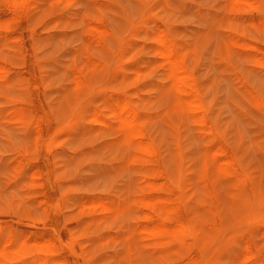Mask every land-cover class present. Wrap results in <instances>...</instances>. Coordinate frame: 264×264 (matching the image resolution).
Segmentation results:
<instances>
[{
  "label": "rangeland",
  "instance_id": "374dc122",
  "mask_svg": "<svg viewBox=\"0 0 264 264\" xmlns=\"http://www.w3.org/2000/svg\"><path fill=\"white\" fill-rule=\"evenodd\" d=\"M26 1H18L20 14L0 1V246L9 237L17 246L25 236L51 238L62 245L58 264H264V19L261 28L256 21L264 0ZM91 18L104 28L101 43L86 32ZM158 28L186 52L203 124L167 114ZM117 96L146 115L157 180L169 181L164 194L178 202V229L186 223L196 234L186 244L158 246L146 232L143 165L98 119ZM220 147L231 173L212 165L205 172L213 154L204 149ZM106 203L113 209L102 211Z\"/></svg>",
  "mask_w": 264,
  "mask_h": 264
},
{
  "label": "bare ground",
  "instance_id": "6f19581e",
  "mask_svg": "<svg viewBox=\"0 0 264 264\" xmlns=\"http://www.w3.org/2000/svg\"><path fill=\"white\" fill-rule=\"evenodd\" d=\"M2 1V0H0ZM8 2V7L10 10H12L14 13H21V8H18V1L19 0H6ZM22 1V0H20ZM26 1V0H25ZM41 1V0H40ZM240 1H245L249 5V0H229L230 4L233 6L234 3H241ZM251 1V0H250ZM255 1V0H253ZM252 1V2H253ZM27 2V1H26ZM63 2V1H62ZM65 2V1H64ZM194 2V1H193ZM256 4L258 5L259 0L255 1ZM25 4V3H24ZM63 4V3H62ZM245 4V3H244ZM193 5V4H192ZM206 4H204L205 6ZM210 5V4H209ZM6 6V7H7ZM21 6V5H20ZM23 6V5H22ZM25 6V5H24ZM27 6V5H26ZM207 6V5H206ZM247 6V5H245ZM250 6V5H249ZM241 7V6H240ZM24 8V7H23ZM27 8V7H26ZM78 8V7H77ZM72 9V8H70ZM69 9V10H70ZM257 10L258 8H254ZM5 10V9H4ZM25 10V9H24ZM17 11V12H16ZM25 13V12H24ZM27 13V12H26ZM234 14V13H233ZM248 14V13H247ZM18 15V14H17ZM16 15V17H18ZM22 15V14H21ZM104 15V14H103ZM149 15V14H148ZM41 16V15H40ZM153 16V15H152ZM15 17V18H16ZM256 17V16H255ZM154 18V17H153ZM6 19V18H5ZM21 19V18H20ZM138 19V18H137ZM263 17L260 16L256 21L257 24L261 27ZM156 20V19H155ZM100 20L91 18L88 19V22L85 26L86 32H88L90 35L93 34L94 38L96 37L98 42L101 43L102 40V34H104V28H102ZM102 21V20H101ZM212 21V20H211ZM210 21V23H211ZM255 21V22H256ZM158 24V22H156ZM38 24V23H36ZM104 24V23H103ZM133 24V23H132ZM156 24V25H157ZM255 24V23H254ZM155 25V26H156ZM165 25V24H164ZM163 25V26H164ZM26 26V25H24ZM23 26V28H24ZM28 26V25H27ZM201 27V26H200ZM257 27V25H256ZM161 28H158V30ZM165 29V28H162ZM159 30V33L155 35L156 41L158 43L157 47V53L159 54L160 60L159 64L160 66L164 69L166 78L169 81V84L167 85V93L169 94V112L167 111L168 115L172 116V112L174 114V117L180 118L182 120L184 119H191V120H196L197 123H204V103L203 99L201 97V91L199 87L197 86L196 82L194 81V77L192 75V70L189 67L188 61L186 59V52L181 50V47L179 43L169 35V33L165 30ZM7 30V24L5 20L0 18V31L5 32L6 34ZM16 30V29H15ZM106 30V29H105ZM157 30V29H156ZM157 30V31H158ZM231 31V30H229ZM129 32V31H128ZM194 32V31H193ZM126 33V32H125ZM133 33V32H132ZM135 33V32H134ZM205 34V33H204ZM234 34V33H233ZM86 35V34H85ZM142 35V34H141ZM25 36V35H24ZM8 37V36H7ZM11 37V36H10ZM235 37V36H234ZM34 39V38H33ZM230 39V38H229ZM125 40V39H124ZM139 40V39H138ZM149 40V39H148ZM247 40V39H246ZM126 41V40H125ZM146 41V39H145ZM154 41V40H153ZM229 41V40H228ZM149 42V41H148ZM90 39H88V42L85 45V50L86 52L92 51L90 49ZM99 43V45H100ZM253 43V41H252ZM255 43V42H254ZM206 44V43H205ZM220 44V43H219ZM230 45V44H229ZM258 45V44H257ZM260 45H262L260 43ZM73 46V45H72ZM250 46V45H249ZM255 46V45H254ZM252 46V47H254ZM225 47V46H224ZM246 47V46H245ZM250 47V48H252ZM258 47L259 46H255ZM44 48V47H43ZM227 49V48H226ZM7 50V49H6ZM206 50V49H205ZM12 51V50H11ZM259 51V50H258ZM262 51V50H260ZM5 52V51H4ZM221 52V51H220ZM229 52V51H228ZM264 50L262 51V53ZM156 53V52H155ZM210 54V53H209ZM261 54V53H260ZM153 55V54H151ZM221 55V54H220ZM250 55V53H249ZM259 55V54H258ZM257 55V56H258ZM261 56V55H259ZM46 57V56H45ZM257 58V57H256ZM255 58V59H256ZM91 59V58H90ZM261 59V58H260ZM259 59V61H260ZM103 62V61H102ZM255 62V61H254ZM258 62V60H257ZM261 62V61H260ZM258 62V63H260ZM95 63V62H93ZM1 64V63H0ZM261 64V63H260ZM78 65V64H77ZM92 65V64H91ZM149 65V63L147 64ZM152 66V65H151ZM3 67V66H1ZM15 67V66H14ZM149 67V66H147ZM155 67V66H154ZM153 67V68H154ZM16 68V67H15ZM135 68V67H134ZM146 68V67H145ZM0 68V72H1ZM7 69V68H6ZM35 69V67L33 68ZM3 70V69H2ZM154 70V69H153ZM116 71V70H115ZM251 71V70H250ZM264 71V70H263ZM36 72V71H35ZM111 72V71H110ZM79 73V72H78ZM120 73V71H119ZM86 74V73H84ZM110 75V73H108ZM118 74V73H117ZM162 74V73H161ZM37 75V74H36ZM76 75V74H75ZM75 75L73 77H75ZM79 75V74H78ZM250 75V74H249ZM80 76V75H79ZM78 76V77H79ZM230 76V75H229ZM232 77V76H231ZM245 77V76H244ZM204 78V77H203ZM87 79V77L85 78ZM108 79V78H107ZM106 79V80H107ZM38 80V77H37ZM76 80V79H75ZM109 80V79H108ZM220 80V79H219ZM69 81V80H68ZM73 81V80H72ZM84 76L83 79L80 78L76 81L78 84V87L81 85L83 86L84 84ZM197 81V80H196ZM203 81V80H202ZM216 81V80H215ZM121 83V82H120ZM260 83V82H259ZM65 84V83H64ZM94 84V83H93ZM96 84V83H95ZM103 84V83H102ZM101 84V85H102ZM262 84V83H261ZM264 84V83H263ZM240 85V84H239ZM36 86V85H35ZM63 86V85H62ZM106 86V85H105ZM114 86V85H113ZM119 86V85H118ZM219 86V85H218ZM241 86V85H240ZM255 86V85H254ZM264 86V85H263ZM109 87V86H108ZM35 88V87H34ZM37 88V86H36ZM258 88V87H257ZM123 89V88H122ZM208 89V88H207ZM10 90V89H9ZM59 90V89H58ZM218 91V90H217ZM40 92V90H39ZM154 92V91H153ZM220 92V91H218ZM257 93V92H256ZM119 94V93H118ZM36 95V92H35ZM151 95V94H150ZM257 95V94H256ZM125 96V95H124ZM135 96V95H134ZM6 97V96H5ZM65 98V97H64ZM65 100V99H64ZM83 100V99H82ZM259 100V96H258ZM249 101V100H248ZM3 102V101H2ZM1 102V103H2ZM82 102V101H81ZM153 102V101H152ZM3 104V103H2ZM226 105V104H225ZM227 107V106H225ZM94 108V107H93ZM23 109V108H22ZM21 109V110H22ZM20 110V111H21ZM43 110V108H42ZM37 111V110H36ZM40 111V110H39ZM47 111V110H46ZM38 112V111H37ZM100 112V111H99ZM94 113V112H93ZM149 114H151L149 112ZM47 115V114H46ZM93 115V114H92ZM179 115V116H178ZM91 116V115H90ZM94 117L97 115H93ZM91 116V117H93ZM45 118V117H44ZM52 118V117H51ZM175 118V119H176ZM179 118V119H180ZM69 119V118H68ZM68 119L66 121H68ZM95 118H93L94 120ZM100 123L112 130L116 135L121 136L124 140L125 145L127 146L124 150L125 154H133V157L135 158V161L141 165H143L144 173H145V181L144 184L142 185V191L140 196V204L144 208V213H143V218L145 220H148L149 223H143L145 226V229L147 230L146 232H149L152 238V243L155 245L159 244H164L167 243L168 240L170 239H175L177 241H182V243H187L188 240H190V236H194L196 238V234L192 228H189L186 223L183 225V229L185 230H179V217L178 215L182 212L179 210V207L177 206L178 202L176 199L172 197H168L167 194L172 193L170 192L171 187L169 185V181L167 183L163 181H158L156 172L157 168L154 166L153 161H154V155L158 154V149L156 146V143L154 140L151 139L148 130H147V120H146V115H143V111L140 110V108H137L136 106H133L129 103L125 97H119L117 96L115 99H113L109 105H108V114L105 115L103 118H99ZM96 120V119H95ZM50 121V119H49ZM48 121V123H49ZM39 122V121H38ZM98 122V121H97ZM182 122V121H181ZM26 123V122H25ZM69 123V122H68ZM82 123V122H81ZM185 123V122H184ZM14 124V123H13ZM35 124V123H34ZM47 124V123H46ZM45 124V125H46ZM63 124H65L63 122ZM67 124V123H66ZM65 124V125H66ZM181 124V123H180ZM49 125V124H48ZM6 126V125H5ZM12 127V125H9ZM27 126V125H26ZM10 127V129H11ZM49 127V126H47ZM66 127V126H64ZM63 127V128H64ZM15 128V127H14ZM37 128V127H36ZM55 128V127H54ZM58 128V127H57ZM8 129V127H7ZM60 129V128H58ZM57 129V130H58ZM12 130V129H11ZM31 130V128H30ZM48 130V129H47ZM56 130V128L54 129ZM53 130V131H54ZM15 131V130H13ZM41 131V130H40ZM180 131V130H179ZM24 132V131H23ZM37 132V131H36ZM207 132V131H206ZM48 133V132H47ZM50 133V132H49ZM218 133V132H216ZM70 134V133H69ZM215 134V133H214ZM9 135V134H8ZM49 135V134H48ZM52 136L54 135L53 133L51 134ZM50 135V138H51ZM7 136V135H6ZM47 136V134L45 135ZM77 136V135H75ZM111 136V135H110ZM218 136V135H217ZM8 137V136H7ZM55 137V136H54ZM176 137V136H175ZM1 140V139H0ZM52 139L48 140L50 142ZM4 142V141H2ZM51 143V142H50ZM93 143V142H92ZM91 143V145H92ZM173 143V142H172ZM48 144V143H47ZM128 144V145H127ZM176 144V143H175ZM170 145V144H168ZM161 146V145H160ZM43 147V145H42ZM166 147V145H165ZM216 148V146H215ZM221 148V147H220ZM219 150L215 149L212 150L211 152L208 151V148L204 149L205 154H213L211 155L212 157H206L203 161V168L209 169V165L213 166V169L224 172V173H231V170H227L225 168V163L228 161L226 160L227 158L224 156V151L221 148ZM7 150V149H6ZM208 151V152H207ZM28 153V152H27ZM6 154V153H5ZM176 154V153H175ZM218 156V157H214ZM219 154V155H218ZM231 154V153H230ZM12 155V154H11ZM103 155V154H102ZM230 159V158H229ZM20 160V159H19ZM18 160V161H19ZM23 160V159H22ZM133 160V159H132ZM134 161V160H133ZM132 161V162H133ZM232 163V162H231ZM5 164V163H4ZM248 165V164H247ZM161 166V165H160ZM163 167V166H162ZM160 167V168H162ZM47 169V168H46ZM138 169V168H137ZM140 170V169H139ZM36 171V170H35ZM64 171V170H63ZM3 172V171H2ZM9 172V170H8ZM41 172V171H40ZM39 172V175H40ZM37 173V172H36ZM164 173V172H163ZM68 174V173H67ZM166 174V173H164ZM35 175V174H34ZM38 175V174H36ZM38 175V176H39ZM70 175V174H69ZM49 176V175H48ZM238 176V175H237ZM165 177V176H164ZM11 178V177H10ZM50 178V177H49ZM162 178V177H161ZM53 179V178H52ZM167 179V178H166ZM253 179V178H251ZM144 180V179H142ZM163 180V179H160ZM189 180V179H188ZM248 180V179H247ZM249 181V180H248ZM61 182H59L60 184ZM1 184V182H0ZM180 186H178L179 188ZM251 187V186H250ZM39 188V187H38ZM103 188V186H102ZM40 189V188H39ZM55 189V188H54ZM74 189V188H73ZM260 189V188H259ZM228 191V190H227ZM36 193V192H35ZM167 193V194H164ZM22 194V192H21ZM20 194V195H21ZM179 194V193H178ZM5 196V195H4ZM22 196V195H21ZM176 196V195H175ZM20 197V196H19ZM230 197V196H229ZM102 199V198H101ZM100 199V200H101ZM85 200V198H84ZM95 201V199H93ZM92 201V200H91ZM93 203L90 205L91 208L94 210V207L99 209V207H96V204ZM105 201V200H104ZM180 201V198H179ZM47 202V201H46ZM54 202V201H53ZM83 202V201H82ZM87 202V201H84ZM90 202V201H89ZM100 202V201H99ZM233 202V201H232ZM260 202V201H259ZM101 203V202H100ZM182 203V202H181ZM21 204V203H20ZM84 204V203H82ZM86 204V203H85ZM84 204V205H85ZM95 204V205H94ZM52 205V204H51ZM55 205V204H53ZM89 205V204H86ZM183 209H185V204L183 203ZM226 206V205H225ZM56 209V208H55ZM54 209V210H55ZM113 207L106 203L104 207L101 208V210H112ZM227 209V208H226ZM92 210V211H93ZM18 211V210H17ZM115 211V210H113ZM224 211V210H223ZM58 212V210H57ZM100 212V211H99ZM225 212V211H224ZM184 215V213H183ZM211 216V215H210ZM140 217V216H139ZM218 220V219H217ZM247 220V218H246ZM245 220V222H246ZM21 221V220H20ZM184 221V220H183ZM182 221V222H183ZM53 222V221H52ZM244 222V223H245ZM37 224L39 222H36ZM34 223V224H36ZM57 223V222H56ZM124 223V222H123ZM242 223V224H244ZM181 224V223H180ZM33 225V224H30ZM142 225V226H143ZM223 225V224H222ZM226 225V224H225ZM54 226V225H53ZM139 226V227H142ZM143 226V227H144ZM224 226V225H223ZM142 227V228H143ZM182 227V226H181ZM54 228V227H53ZM144 229V228H143ZM55 231V229H54ZM144 231V230H143ZM56 232V231H55ZM263 232V230H262ZM30 234V233H29ZM63 234V233H62ZM59 235V234H58ZM114 235V234H113ZM11 236V235H10ZM24 237V236H23ZM46 237V236H45ZM57 238V237H56ZM12 237H9V239L5 240L3 244L0 246V264H2V258L6 257L11 260V264H58L60 263V259L55 256L57 253L59 244H57L54 240L51 238H44L40 239L39 237L35 238H29L28 236H25L22 240L21 243L17 244L13 243ZM60 239V238H59ZM57 240V239H56ZM65 240V239H64ZM60 242V240H59ZM68 241L65 240V244ZM75 243V242H73ZM194 243V242H193ZM64 244V243H62ZM221 244V243H220ZM68 245V243L66 244ZM195 245V243H194ZM246 245V244H244ZM178 246V245H177ZM176 246V247H177ZM70 247V246H69ZM195 247V246H194ZM198 247V245H196ZM243 247V246H242ZM246 249L247 245L245 246ZM63 249V248H62ZM72 249V247H71ZM194 249V248H193ZM250 249V248H249ZM264 250V249H262ZM6 251V255L5 254ZM16 251V252H13ZM73 251V250H72ZM170 251V250H169ZM174 251V250H173ZM61 252V251H60ZM70 252V251H69ZM75 252V250H74ZM73 252V253H74ZM247 252V251H246ZM13 253H17L20 255V258L15 261V258L13 256ZM76 253V252H75ZM188 254V253H187ZM247 253H244L246 256ZM70 255V254H69ZM73 255V254H72ZM248 255V254H247ZM75 256V254H74ZM65 257V255H64ZM206 257V256H204ZM74 259V258H73ZM206 259V258H205ZM62 260V259H61ZM64 260V259H63ZM187 260V259H186ZM240 260V259H239ZM254 260V258H253ZM2 261V262H1ZM79 261V260H77ZM183 261V260H182ZM201 261V260H200ZM62 262V261H61ZM64 262V261H63ZM184 262V261H183ZM187 262V261H186ZM205 262V261H203ZM77 263V262H75ZM259 264H262L258 262ZM257 263V264H258ZM68 264V263H67ZM78 264V263H77ZM103 264V263H102ZM140 264V263H138ZM154 264V263H153Z\"/></svg>",
  "mask_w": 264,
  "mask_h": 264
}]
</instances>
